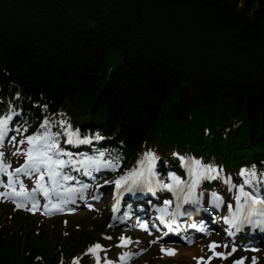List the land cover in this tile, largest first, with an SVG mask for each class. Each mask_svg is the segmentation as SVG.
Here are the masks:
<instances>
[{
  "label": "trees",
  "instance_id": "obj_1",
  "mask_svg": "<svg viewBox=\"0 0 264 264\" xmlns=\"http://www.w3.org/2000/svg\"><path fill=\"white\" fill-rule=\"evenodd\" d=\"M9 105L26 135L63 113L125 166L151 149L163 167L178 152L264 170V0H0V112ZM1 219L0 264L71 256L28 217Z\"/></svg>",
  "mask_w": 264,
  "mask_h": 264
},
{
  "label": "snow or ice",
  "instance_id": "obj_2",
  "mask_svg": "<svg viewBox=\"0 0 264 264\" xmlns=\"http://www.w3.org/2000/svg\"><path fill=\"white\" fill-rule=\"evenodd\" d=\"M47 110V106H43ZM20 115L11 105L6 111L0 112V149H3L5 139L15 147L12 152L13 156H23L24 163L19 167L12 168L11 162L5 159V153L0 150V199L10 200L17 209H24L35 212L40 209L41 205L38 197L42 196L46 203L44 208L45 214H54L63 212L65 208L76 202L77 198L83 199L84 194L90 188L88 183L76 180L71 172H82L83 175L95 180L94 173L104 170L117 171L120 167L121 156L117 153L106 152L100 149H94L93 154L85 152L74 153L61 147L63 141L66 145L79 147L81 145H92L94 141L103 139L99 134L90 135L82 134L79 128H73L72 124L61 113L60 119L52 115L45 116L37 125L36 129L29 135L30 125L27 121L23 124L13 125V119ZM55 129V130H54ZM9 132L15 135L9 137ZM17 136L22 139L17 140ZM26 145V147H24ZM180 161L181 168L187 176L183 179L175 172L169 171L164 177H161L156 171V165L159 157L152 150L145 151L137 160L136 164L112 181H105V184H112L115 187L116 204L113 206V212L119 211V202L125 193H151L155 195L157 191H167L173 194L176 201V211L169 212L172 200H164V206L156 208L159 213V220L171 229V225L176 224V216L185 215L181 212L182 204L191 203L199 205L203 203L204 192L197 193V189L203 181L220 180L228 186V191L233 194L235 205H227L228 215L223 219L230 226L228 234L233 235V231L240 232L246 226L253 230L264 232V170H257L255 166L241 168L237 174L240 183L233 182L231 175H224V170L214 164H205L202 160L194 157H185L179 153H173ZM6 177V181L4 179ZM34 181V186L29 189L24 179ZM76 181V185L69 182ZM167 181V182H166ZM104 185H99L103 187ZM210 206L219 209L224 204V198L217 191L208 193ZM130 213L126 212L119 219L121 222L129 217ZM172 217L168 220V217ZM116 219V217H114ZM113 225H109L112 227ZM143 231L150 235L152 231L145 223L138 225ZM197 228L196 224L190 225ZM153 229L159 231L153 225ZM200 231L210 235L204 226H200ZM111 240V236L105 237ZM160 239H155L152 243H158ZM120 243L117 247H128L133 243L131 237L120 236ZM218 247L228 248V244H217L213 241L208 245L212 256L205 260L204 257L195 258L197 264H211L214 258L227 259L228 256L237 251L235 244L232 246L231 253L217 252ZM161 253L169 256L176 254L175 249L161 246ZM107 250L100 243H96L88 248L85 255H91L95 258L96 264H101V252ZM133 253H124L118 257L121 264H127V261L133 256ZM247 257H241L233 261V264H245ZM73 264H79L75 259ZM104 264H113L107 257L104 258ZM251 264H257L256 257L252 258Z\"/></svg>",
  "mask_w": 264,
  "mask_h": 264
},
{
  "label": "rangeland",
  "instance_id": "obj_3",
  "mask_svg": "<svg viewBox=\"0 0 264 264\" xmlns=\"http://www.w3.org/2000/svg\"><path fill=\"white\" fill-rule=\"evenodd\" d=\"M109 65L115 66L117 65L120 61H121V57L116 54L115 52H110L109 53ZM22 139V137H19L17 140ZM5 143V142H4ZM26 147V145L24 146ZM11 151L14 152L16 149L15 147H13L11 145L10 147ZM68 150V149H67ZM71 151V150H69ZM12 161L16 162L15 163V167H19L20 165H22L24 163V157L23 156H13L12 155ZM78 178V175H77ZM82 182L84 183H88L90 185V189H92L93 191H97L96 186L97 184L100 182L98 180H92L88 177V180L86 179V176L83 175L82 178ZM26 186L28 188H32L34 186V181L33 180H28L26 183ZM228 190V186H224L223 189V198H224V204H223V216L228 215V211H227V202L225 199V191ZM1 191H3L1 189ZM3 200V199H0ZM10 201V200H9ZM234 205H235V201L232 200ZM4 202L6 203V201L4 200ZM113 203L112 200H108L107 202V206H110ZM11 208H6L5 212L7 214L11 213ZM77 216H75L74 220L71 221L70 224V228L67 229L69 232H72V234H66L65 231H62L64 228H62V219H49L46 220L44 222H42V233H48L47 237H49V244L53 245L54 247L56 246H60L64 251H68L69 253H75L76 249L71 248V245L76 243V242H80L81 240H84L87 236H91V239L88 241H92L93 239H96V236L98 234H92L91 230L92 228H88L86 227L84 221L89 220L90 218H93V214L96 213H92L89 211V209L84 208L81 211L76 213ZM98 215V214H96ZM5 218V216L2 215V219L1 222L3 221V219ZM8 218V217H7ZM6 219V218H5ZM19 218H16V221H18ZM28 220L30 223L34 224L35 223H39L41 221V217L38 214H31L28 217ZM6 222L2 223L1 226L3 227H7ZM75 224H79L82 226V228H84V232L86 234H83V232H76L73 227L75 226ZM77 228V227H76ZM119 227H112V233L113 232H118L119 231ZM65 230V229H64ZM10 231L12 232V234H17L19 231V234L21 235L22 233L27 235L28 231L26 230V228H20L18 229V227L15 225H13L12 229H10ZM99 231H102V228H99ZM35 232V231H34ZM33 231H31V234L34 238V241L38 240L37 235L34 234ZM165 232V231H164ZM160 233L161 236H163V239H160L159 242H166L169 243V239L167 237L166 234ZM80 233V234H79ZM89 233V234H87ZM156 233H159L158 231H156ZM140 234L139 237H132L133 241H139V243H133L131 244L130 249H128V253H133L134 255H137V253L141 252L142 256L136 260L133 264H197V260L195 258L198 257H204L205 260H207L208 257L212 256V252L209 251L208 249V245L211 244L213 241H215L217 244L223 245V240H218L216 239L214 236L210 237L209 239L197 243L195 246L192 247H188V246H176V245H163V244H159V243H152L153 240H155L156 238H154L152 235L149 234H143L142 232L139 231H131V235H137ZM67 235V236H65ZM154 236L156 237V235L154 234ZM47 239V240H48ZM227 242H232L230 240H228ZM86 242H82L81 244L77 245L78 248H81L85 245ZM161 246L165 247V248H171V249H175L176 254L173 256H169L166 254H162L161 253ZM83 249V248H82ZM79 250L78 252L82 251ZM241 248L240 250H237L234 254L228 256L227 259H219V258H214L211 260V264H233V261L235 260H239L241 257H247L248 259L245 261V264H251L252 258L254 257V254H257V252L254 251H249V253L244 252V250ZM217 252H224V253H231L232 252V247L228 246L227 249L223 248V247H218L216 249ZM76 252V253H78ZM75 253V254H76ZM253 254V255H252ZM133 255V256H134ZM264 258V257H262ZM85 261V260H84ZM86 262V261H85ZM90 262V261H89ZM68 264H73V261L69 260ZM91 264V263H88ZM115 264V263H113Z\"/></svg>",
  "mask_w": 264,
  "mask_h": 264
}]
</instances>
